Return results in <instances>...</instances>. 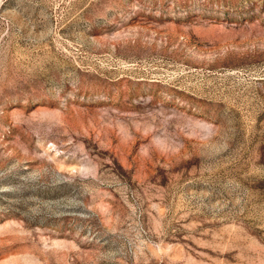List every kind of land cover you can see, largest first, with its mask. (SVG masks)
Wrapping results in <instances>:
<instances>
[{
    "label": "rangeland",
    "instance_id": "374dc122",
    "mask_svg": "<svg viewBox=\"0 0 264 264\" xmlns=\"http://www.w3.org/2000/svg\"><path fill=\"white\" fill-rule=\"evenodd\" d=\"M0 264H264V0H0Z\"/></svg>",
    "mask_w": 264,
    "mask_h": 264
}]
</instances>
